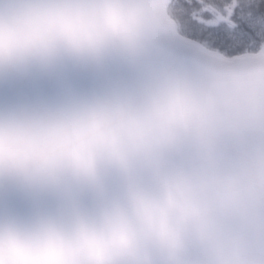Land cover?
Instances as JSON below:
<instances>
[{
    "label": "clouds",
    "instance_id": "1",
    "mask_svg": "<svg viewBox=\"0 0 264 264\" xmlns=\"http://www.w3.org/2000/svg\"><path fill=\"white\" fill-rule=\"evenodd\" d=\"M165 4L0 0V264L264 261V58Z\"/></svg>",
    "mask_w": 264,
    "mask_h": 264
},
{
    "label": "snow or ice",
    "instance_id": "2",
    "mask_svg": "<svg viewBox=\"0 0 264 264\" xmlns=\"http://www.w3.org/2000/svg\"><path fill=\"white\" fill-rule=\"evenodd\" d=\"M165 8L198 50L225 60L264 58V0H166Z\"/></svg>",
    "mask_w": 264,
    "mask_h": 264
},
{
    "label": "water",
    "instance_id": "3",
    "mask_svg": "<svg viewBox=\"0 0 264 264\" xmlns=\"http://www.w3.org/2000/svg\"><path fill=\"white\" fill-rule=\"evenodd\" d=\"M15 94V89L2 88L0 89V103L7 102Z\"/></svg>",
    "mask_w": 264,
    "mask_h": 264
}]
</instances>
